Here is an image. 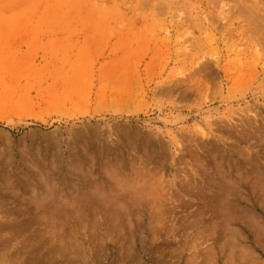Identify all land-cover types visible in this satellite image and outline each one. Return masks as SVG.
<instances>
[{
    "label": "rangeland",
    "instance_id": "1",
    "mask_svg": "<svg viewBox=\"0 0 264 264\" xmlns=\"http://www.w3.org/2000/svg\"><path fill=\"white\" fill-rule=\"evenodd\" d=\"M0 264H264V0H0Z\"/></svg>",
    "mask_w": 264,
    "mask_h": 264
},
{
    "label": "bare ground",
    "instance_id": "2",
    "mask_svg": "<svg viewBox=\"0 0 264 264\" xmlns=\"http://www.w3.org/2000/svg\"><path fill=\"white\" fill-rule=\"evenodd\" d=\"M17 32H18V31H17ZM17 32H16V33H17ZM11 35H12V34H11ZM12 37H13V36H12ZM3 38H4V37H3ZM13 40H14V39H13ZM8 41H9V40H8ZM259 167H260V166H259ZM256 169H257V167H256ZM261 169H262V167H261ZM227 170H228V169H227ZM260 171H263V170H260ZM227 173H228V172H227ZM228 175H229V174H228ZM228 175H227V176H228ZM234 175H235V174H234ZM230 176H231V175H230ZM236 176H238V175H236ZM235 178H236V177H235ZM244 179H245V178H244ZM246 179H247V178H246ZM238 180H239V179H238ZM235 181L237 182V180H235ZM239 181H240V180H239ZM239 181H238V184H237V183L235 184L236 187L241 183V182H239ZM241 181H242V180H241ZM245 181H246V180H245ZM245 181H243L244 184H245ZM247 182H248V180H247ZM248 183H249V182H248ZM248 183H247V184H248ZM216 185H217V184H216ZM245 185H246V184H245ZM245 185H244V186H245ZM240 186H241V185H239V187H240ZM244 186H243V187H244ZM123 187H124V185H123ZM123 187H122V190L124 189ZM125 188H126V187H125ZM127 188H129V187H127ZM131 188H132V187H131ZM133 188H134V187H133ZM246 188H247V187H246ZM129 189H130V188H129ZM136 189H137V188H136ZM122 190H121V191H122ZM124 190H126V189H124ZM131 190H133V189H131ZM237 190H238V189H237ZM242 190H243V189H242ZM244 190H245V189H244ZM121 191H120V192H121ZM128 191H129V190H128ZM141 191H142V190H141ZM209 191H210V190H209ZM126 192H127V190H126ZM121 193H123V191H122ZM127 193H128V192H127ZM140 193H141V192H140ZM205 193H206V192H205ZM205 193H204V194H205ZM228 198H229V197H228ZM206 207H207V206H206Z\"/></svg>",
    "mask_w": 264,
    "mask_h": 264
}]
</instances>
